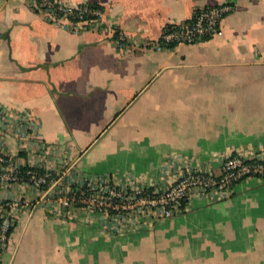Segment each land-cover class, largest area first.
Returning <instances> with one entry per match:
<instances>
[{
  "label": "crops",
  "instance_id": "crops-1",
  "mask_svg": "<svg viewBox=\"0 0 264 264\" xmlns=\"http://www.w3.org/2000/svg\"><path fill=\"white\" fill-rule=\"evenodd\" d=\"M60 1L98 6L103 29L74 34L0 0V151L13 166H51L50 192L90 177L160 187L186 163L219 175L228 154L264 160V0ZM225 1L220 36L152 50L166 24ZM0 198L17 214L0 264H264V180L119 235L98 213L57 214L26 184H0Z\"/></svg>",
  "mask_w": 264,
  "mask_h": 264
},
{
  "label": "built area",
  "instance_id": "built-area-1",
  "mask_svg": "<svg viewBox=\"0 0 264 264\" xmlns=\"http://www.w3.org/2000/svg\"><path fill=\"white\" fill-rule=\"evenodd\" d=\"M47 22L67 25L74 34L103 29L104 11L91 4H69L60 0H25ZM234 11V5L225 1L220 5L205 7L193 12L182 23L166 24L152 50L161 51L178 45H192L220 36V26L226 16ZM113 32V43L118 51H127L129 45L121 31ZM6 113L0 106V122ZM35 167L21 172L0 151V184H26L38 194L46 193L47 207L59 215L72 209H84L102 215L105 227L112 234L142 230L148 224L171 219L183 213L194 198L211 202L229 200L235 186L246 179L264 180V160L248 159L228 154L220 159V173L192 167L187 163L175 175L174 180L160 187L134 186L129 182H116L108 177H90L82 182L71 180L56 184L51 166L34 174ZM39 169V168H38ZM54 179V180H53ZM44 186H48L43 190ZM16 206L0 198V254L7 251L10 232L17 224Z\"/></svg>",
  "mask_w": 264,
  "mask_h": 264
},
{
  "label": "trees",
  "instance_id": "trees-1",
  "mask_svg": "<svg viewBox=\"0 0 264 264\" xmlns=\"http://www.w3.org/2000/svg\"><path fill=\"white\" fill-rule=\"evenodd\" d=\"M91 6H93L94 8H98V6H96V5H91ZM20 169H21V172H25L27 170V168H20ZM39 173H42V170L38 169V168H35L34 169V174H39ZM53 178L55 179V176H53ZM47 188H48V186H44L43 190H46ZM12 231L13 230H11V232ZM11 232H10V234H11Z\"/></svg>",
  "mask_w": 264,
  "mask_h": 264
}]
</instances>
